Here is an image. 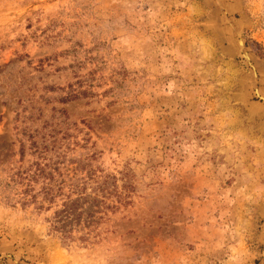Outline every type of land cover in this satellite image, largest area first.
<instances>
[{"label":"rangeland","instance_id":"1","mask_svg":"<svg viewBox=\"0 0 264 264\" xmlns=\"http://www.w3.org/2000/svg\"><path fill=\"white\" fill-rule=\"evenodd\" d=\"M43 145L129 186L89 242L5 186ZM0 264H264V0H0Z\"/></svg>","mask_w":264,"mask_h":264},{"label":"trees","instance_id":"2","mask_svg":"<svg viewBox=\"0 0 264 264\" xmlns=\"http://www.w3.org/2000/svg\"><path fill=\"white\" fill-rule=\"evenodd\" d=\"M24 147L22 143L20 160L26 156ZM51 152L45 145L36 147V158L15 168L5 186L22 206L51 210L47 219L62 240L89 242L110 212L130 202L129 186L122 190L115 175H102L83 161Z\"/></svg>","mask_w":264,"mask_h":264}]
</instances>
